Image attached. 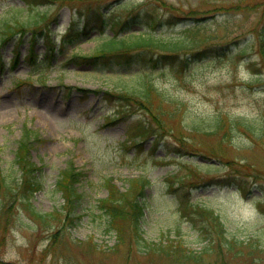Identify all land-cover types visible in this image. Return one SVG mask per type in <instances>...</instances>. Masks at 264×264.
Here are the masks:
<instances>
[{"label":"rangeland","instance_id":"obj_1","mask_svg":"<svg viewBox=\"0 0 264 264\" xmlns=\"http://www.w3.org/2000/svg\"><path fill=\"white\" fill-rule=\"evenodd\" d=\"M120 1L108 0L109 7ZM58 2V8L49 7L44 22L32 27L46 22L48 30L53 31L51 38L57 42L70 18V9L61 6L67 3L70 8L86 12L99 0ZM25 8L22 0H0V32L7 24L30 20V14L38 17L45 13L42 7L34 12ZM141 8L152 10L155 18L166 25L171 24L167 21L172 14L206 16L205 30L217 37L204 49L221 42L229 51L220 57L208 55L184 71L170 63L150 72L131 64L117 75L105 68L93 70L83 64L57 62L52 64L45 85H41L24 57L31 51L40 56L44 50L41 40L30 51V32L24 28L21 42L14 44L12 39L0 46V56L6 63L0 69V173L7 181L0 182L2 261L264 264V60L260 53L264 46V0H143ZM119 10L114 12L128 14ZM153 13L141 16L154 18ZM175 28L164 26L163 31L171 34L179 30ZM99 43L100 39L90 38L73 50L90 54ZM243 46V54L236 52ZM15 55L18 61L12 66L9 60ZM143 70L149 73L142 78L134 74ZM254 72H261V80L254 79ZM29 77L34 80L28 84L25 80ZM139 81L151 83L149 96L144 100L132 97L135 101H129V106H119L129 115L106 125L104 115H111L113 107L104 100L103 93L136 89ZM143 120L151 123L148 138L126 147L127 134ZM217 123L222 127L214 131ZM24 128L36 135L27 152L39 166L36 179L41 181L40 188L28 199L35 211L52 213L46 223L25 209V200L18 193L20 182H10L11 189H5L8 175H21L13 158ZM156 139L160 142L157 149ZM175 148L177 154L190 160H181L186 162L185 167L170 159L172 153L167 155L169 150L177 151ZM68 167L79 172L76 190L81 196L65 203L56 181ZM172 174L173 179L183 178L176 189L169 188L166 179ZM137 177L150 182L137 196L142 205L139 236L127 222L120 239L115 229L107 231L108 217L100 215L95 204L106 196L103 183L108 179L124 190L128 180ZM187 202L217 214L230 243L215 233L208 237L199 234L185 213ZM167 238L192 250L189 258L184 256L183 248H170ZM147 243L164 249H148ZM164 250L169 254L164 255Z\"/></svg>","mask_w":264,"mask_h":264},{"label":"trees","instance_id":"obj_2","mask_svg":"<svg viewBox=\"0 0 264 264\" xmlns=\"http://www.w3.org/2000/svg\"><path fill=\"white\" fill-rule=\"evenodd\" d=\"M121 1L122 2L115 6V8H109L108 0L105 2L103 0H99L97 6L91 8L92 11L88 15L89 18L86 21H84L81 25H79L78 23L70 24L68 30L66 31V34L62 37V40L59 43L58 50L55 49V43L51 42L47 35H44V37H46V41L48 42L49 51L52 52V55H56L59 52L64 53L66 44H74L82 40L83 38L87 37L91 30L94 29L98 32L102 40L90 55L86 57L82 56V59L90 58L92 64L100 61L101 63L111 66L114 63L129 62L130 59L135 56L142 57V59L148 60L149 64L157 65L161 60V63L169 62L171 64H176L177 62L186 64L190 62L192 56L195 58L201 56V54H204V50L201 51L199 47H201L202 44L211 37V34L206 35L200 32L201 26L193 24L194 22L192 21L193 19L197 20L196 17H182L172 14L167 22L172 23L173 19H177L178 22L183 20V22H185V26H183V28L177 32H172L171 34H167L166 32H164L163 34V22H159L155 18H153L150 19V22L146 27L138 19V13H140L138 9L143 6V2H141V0L140 2H136L134 0ZM25 2L27 5V9L30 12L35 10L38 5L46 6L45 8L53 5H59L58 0H25ZM136 5L140 7L135 11L132 10V8ZM104 8L106 9V14L104 12ZM119 9L128 12V14L126 13L125 15L121 16L118 13L114 12L115 10L118 11ZM120 10L119 12H121ZM144 12L146 14L153 13L149 8H145ZM45 17V14H40V18L33 17V14H31V19L26 22H19L20 24L16 25L7 24L0 34V43L10 38L15 30L37 25V22L44 20ZM133 23H139L142 27L141 30H138L137 32L132 31L131 26ZM167 28H172V25H169ZM40 30L41 29H39V31ZM106 30L109 31L110 34L105 33ZM145 85H143L144 88L142 87L143 89H141L138 93L136 92L137 94H135V97H146L147 92H149L150 85ZM129 95V93L127 94L125 92V94L118 95L117 97L121 100L125 99L126 101H128L129 99H132ZM141 123L142 124L138 128L140 134L142 135L148 133V125L145 124V121ZM22 137V140H20L18 143L14 160L18 165V169L25 173V176L22 179L21 191L23 193L27 191L28 193H30L33 189L38 187V182L35 180V177L33 176L34 174L32 175L31 173V162L28 161L25 155L26 134H23ZM70 177V182H63L65 181V178L63 176L58 181V189H61L65 194L72 193L75 189L73 186L74 178L72 173L70 174ZM115 192V188L110 186L108 198L99 200L100 210L110 215L113 219L116 216H124L125 211H123V209L121 208V202H119L123 198L125 193H121L120 197ZM197 208L198 207H195L194 209L192 208V211H198L199 214H204L210 219V222L206 225H201L199 230L210 234L215 233L219 238L227 243H230V240H227L225 238L224 225L220 221V219H218L216 215H213L211 210L209 209L203 210L201 208ZM26 209H28V211L34 217L40 218L43 221L45 220V216L47 214H41L33 210L29 202L26 203ZM0 264L10 263L0 261Z\"/></svg>","mask_w":264,"mask_h":264}]
</instances>
